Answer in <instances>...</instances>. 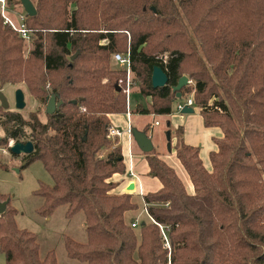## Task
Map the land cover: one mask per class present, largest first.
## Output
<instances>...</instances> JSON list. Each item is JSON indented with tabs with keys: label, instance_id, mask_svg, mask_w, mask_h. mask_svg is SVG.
I'll use <instances>...</instances> for the list:
<instances>
[{
	"label": "trees",
	"instance_id": "obj_1",
	"mask_svg": "<svg viewBox=\"0 0 264 264\" xmlns=\"http://www.w3.org/2000/svg\"><path fill=\"white\" fill-rule=\"evenodd\" d=\"M32 1L27 57L26 41L0 15V88L23 83L42 102L56 94L63 103L46 120L0 104V145L33 142L25 165L42 161L53 179L34 191L43 198L38 214L48 218L63 204L66 218L84 212L88 241L64 234L68 256L87 264H264V0ZM8 2L24 10L20 0ZM128 52L132 80L150 99L136 113L172 114L179 99L173 87L187 75L193 83L182 97L194 90L205 125L223 130L209 171L200 148L185 142L184 127L166 124L195 192L156 148L144 152L162 187L143 195L150 217L135 227L126 214L138 202L112 192L118 184L111 178L126 164L109 136L110 115L128 110L127 70L111 63ZM155 66L167 74L166 85L153 86ZM0 199H10L0 214L6 264H59L53 250L41 258L37 233L18 226L10 195Z\"/></svg>",
	"mask_w": 264,
	"mask_h": 264
},
{
	"label": "crops",
	"instance_id": "obj_2",
	"mask_svg": "<svg viewBox=\"0 0 264 264\" xmlns=\"http://www.w3.org/2000/svg\"><path fill=\"white\" fill-rule=\"evenodd\" d=\"M12 10L14 17L16 16V12H25L24 10L22 11L21 8L15 9L14 6H12ZM146 99L149 103L150 99L147 97ZM138 105L139 104H137V106ZM194 108L195 111L193 113H182L181 111L175 110L169 116L136 113V108L132 111L129 109V113L126 112L128 116L127 118L116 113L110 115L111 126L117 127L120 130L122 129V137L120 136L121 138H118L122 147L124 162L126 164L125 173H115L112 176V180L116 181L118 184L113 189L114 193L129 192L134 198L141 197L144 207L143 195L148 192L157 191L162 187V182L159 178L149 175V164L145 153L138 145L133 135L134 128L132 127L134 122L131 121L133 120L131 114L154 117V120L151 122H145L143 124L137 122L139 130L136 131H144L145 126L149 123L151 124L149 135L153 141L154 148L160 153L161 158L174 168L177 175L182 180L186 191L190 194L195 192L194 184L188 171L176 155L174 149L175 137L171 139V149H169L168 140L165 135L167 122H170L173 127H179L182 125L184 127L185 142L200 148L202 162L204 166L211 171V153L218 149L215 140L216 138L223 136V130L219 126H206L200 107L196 106ZM157 121L158 124H156ZM131 183H134V189L132 191L127 190ZM67 209L68 204L60 205L52 212L53 214L47 218L48 222L46 223L45 228L38 235L40 256L41 258H45L50 250H54L59 264H87V262H82L69 257L66 248L64 247L65 249H63L59 239L56 243L52 241V239L54 240L57 237L60 238L62 233H67V235L80 243H87L88 241L87 233L82 230V227L85 224L84 212L80 211L77 215L75 214L76 216L64 219ZM58 218L60 219V223L55 227L54 223Z\"/></svg>",
	"mask_w": 264,
	"mask_h": 264
},
{
	"label": "rangeland",
	"instance_id": "obj_3",
	"mask_svg": "<svg viewBox=\"0 0 264 264\" xmlns=\"http://www.w3.org/2000/svg\"><path fill=\"white\" fill-rule=\"evenodd\" d=\"M152 13L156 14L157 11H153ZM16 16H19L18 12H16ZM24 43L25 46L23 53L27 57L29 55L30 50L33 48V45L31 41H26ZM111 65L113 68L123 69L122 64L114 59H112ZM132 79L133 78L131 76L130 87H129L130 91L128 93V99H127L128 108L131 111L136 108L137 104H142L144 106L148 105V100L146 99V97H144L141 94V92L138 89V86L133 82ZM126 81L128 83V79H126ZM191 81L192 82L190 83H193V80ZM19 88H22L24 90L25 99H26V107L22 110H17L15 106L16 105L15 93L16 90ZM1 90L6 95L10 103V109L20 111L25 117L28 116L29 113L38 111L41 119L46 120V115H47L46 105L48 99L46 100L45 103L42 102L38 97L32 94L23 83L5 84L3 87H1ZM193 93L194 90L185 92L184 93L185 96L179 98L178 101L175 102L174 104L175 110H177V104L179 102H185L187 97L190 96V94L193 95ZM213 99H211L210 103H213ZM127 113L124 112V113H116V114H121L124 118H127L128 117ZM131 117H133V120L131 121L134 122L132 127L134 128V130H139L138 123L143 124L145 122H151L154 120V117H145L143 115H137V114H131ZM27 130L28 132H30L29 129ZM3 135H4V131L0 127V136ZM111 138L113 139L114 142L116 141V139L119 142L118 137H111ZM13 141L14 140L11 139L9 141V145ZM177 141L178 138L176 136L175 143H177ZM113 147H114L113 145H110L106 150L101 152V155L107 153V151ZM40 183H46V184L53 183V179L49 174V172L45 169L42 161L36 160L29 165H25V161H23V154L15 156V154H13L11 150H9L8 146L0 145V194L10 195L11 204L18 209L16 215V221L18 226L21 228H27L37 233V235H39L40 232L43 231L46 223L48 222L47 217H43L37 212V209L43 204V198L34 194V191L39 188ZM134 200L138 202L139 208L137 210L129 211L128 214H126V218L129 223L147 217L146 214L143 213L144 208L141 197H135ZM64 219H67L66 214L64 216ZM59 223H60V219L58 218L54 223V226L57 227ZM82 230L86 233L84 226L82 227ZM64 234L67 233H62L60 238L57 237L54 240L52 239V241L55 243L59 239L63 249H65L64 248L65 244L63 240ZM0 264H6L5 256L1 252V250H0Z\"/></svg>",
	"mask_w": 264,
	"mask_h": 264
},
{
	"label": "water",
	"instance_id": "obj_4",
	"mask_svg": "<svg viewBox=\"0 0 264 264\" xmlns=\"http://www.w3.org/2000/svg\"><path fill=\"white\" fill-rule=\"evenodd\" d=\"M21 4L23 6L24 11L29 16H34L37 12L36 6L34 5L32 0H20ZM153 11H156V8H152ZM77 55V54H76ZM76 55H74L72 58H75ZM168 83V76L165 73V71L160 66H155L152 72V84L154 87H160L164 86ZM190 83L189 77L187 75H182L180 79L178 80L177 85L173 87L174 91H176V95L178 98L182 97V89L186 85ZM117 89L119 90L120 87L117 86ZM48 102L46 105V113L53 114L63 103L62 100H57L56 94H51L47 97ZM15 101H16V109L22 110L26 107V99H25V92L22 88H19L16 90L15 93ZM75 102V101H74ZM0 104L3 108L9 109L10 103L6 97V95L2 92L0 88ZM195 111V108L192 106H185L181 112L182 113H193ZM168 125L170 122L167 123ZM133 135L135 140L137 141L138 145L141 147V149L144 152H150L154 149V144L151 139V136L144 132V131H134ZM167 140H168V148L171 149V133L170 131H167L166 133ZM1 139V136H0ZM10 150L13 154L20 155V154H30L34 150V144L32 141L27 142H21V141H13L10 145ZM134 189V183H131L127 190L132 191ZM10 202V199L1 200L0 199V214L3 213L8 203Z\"/></svg>",
	"mask_w": 264,
	"mask_h": 264
},
{
	"label": "built area",
	"instance_id": "obj_5",
	"mask_svg": "<svg viewBox=\"0 0 264 264\" xmlns=\"http://www.w3.org/2000/svg\"><path fill=\"white\" fill-rule=\"evenodd\" d=\"M12 13H13L12 6L9 4L8 0H0V15L2 16V18L4 20V24L9 25L12 29L16 30L25 41H31L32 40V29H30L27 26L26 19H27L28 15L26 14V12L18 13L19 16H15V17L13 16ZM113 59L116 60L117 62L121 63L122 67L127 70L128 83H127L126 93H127V99H128V93L130 91V89H129L130 80H131V76H132L131 61H130L129 52L127 54L115 53L113 56ZM190 82H192V81L190 80ZM186 105L196 107L193 95L190 94V96L187 97L185 102H179L177 104V110L181 111ZM127 112L129 113V108H128ZM156 124H158V121L156 122ZM121 134H122V131L119 128L110 126L109 136L120 137ZM144 213L148 217H150L148 210L145 206H144ZM137 224H138V220H135L132 223V226L135 227V226H137ZM161 228H162V233H163L165 239L167 240V244H169L168 237H167L165 231L163 230L162 226H161Z\"/></svg>",
	"mask_w": 264,
	"mask_h": 264
},
{
	"label": "flooded vegetation",
	"instance_id": "obj_6",
	"mask_svg": "<svg viewBox=\"0 0 264 264\" xmlns=\"http://www.w3.org/2000/svg\"><path fill=\"white\" fill-rule=\"evenodd\" d=\"M10 108V107H9Z\"/></svg>",
	"mask_w": 264,
	"mask_h": 264
}]
</instances>
